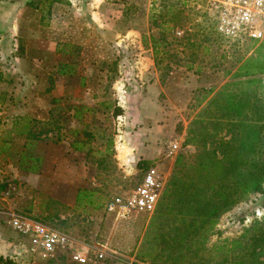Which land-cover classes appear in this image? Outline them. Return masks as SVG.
Instances as JSON below:
<instances>
[{
  "label": "rangeland",
  "instance_id": "rangeland-1",
  "mask_svg": "<svg viewBox=\"0 0 264 264\" xmlns=\"http://www.w3.org/2000/svg\"><path fill=\"white\" fill-rule=\"evenodd\" d=\"M257 99L264 106V40L221 38L208 0H0V181L8 185L0 196V257L78 264L67 254L49 262L18 256L9 226L17 215L68 234L89 251L88 264H194L195 255L221 264L226 239L241 234L238 220L253 204L184 233L189 245L181 251L175 239L185 224L176 218L178 196L169 195L175 182L205 179L203 165L223 159L213 151L230 140V118L215 129L229 112L218 108L239 100L252 119ZM199 120L202 141L184 146ZM143 128L158 133L151 161L128 146ZM33 143L43 158L35 174L20 168ZM151 165L166 182L156 212L132 221L109 214L107 202L130 195ZM257 216L245 225L264 210ZM96 242L109 244L105 260H94Z\"/></svg>",
  "mask_w": 264,
  "mask_h": 264
},
{
  "label": "trees",
  "instance_id": "trees-1",
  "mask_svg": "<svg viewBox=\"0 0 264 264\" xmlns=\"http://www.w3.org/2000/svg\"><path fill=\"white\" fill-rule=\"evenodd\" d=\"M152 47L156 65H158V41L155 36H152ZM219 104L218 101L213 102L210 107ZM231 104L229 102L228 105L218 108V111L224 109L229 112L227 115H223L224 117L218 118L215 123V129H217L224 125L226 116L230 118L228 121L230 140L220 139L218 141L220 142L218 143L220 152L216 149L213 151V155L224 154L223 159H214L203 165L205 179L187 175L186 181L173 184V187L177 189L169 196L170 199L178 196L176 218L181 219V223L185 224L183 227L185 230L180 238H178L179 233H176V247L182 251L189 245L184 233L187 235L193 229H199L200 225L217 219L222 213H228L235 206L253 204L254 208L245 209L246 214L238 220L237 226L241 234L230 243V239H226V256L221 264H264V216L255 219L250 225H245L250 217L258 218V210H264V106L261 104V100L257 99L253 107L254 117L249 119V114L245 112L246 104L239 100L233 101V105ZM122 113L123 111L119 108L115 115L119 116ZM202 125V121H195L185 139L184 146L197 145L202 141V134L198 131L199 126ZM248 127H254L255 132L251 133L253 135H245L248 132ZM28 135L31 136V133L28 132ZM218 135L219 132L216 130L213 138L217 139ZM36 138L39 137L35 134H32V138L30 137L35 140ZM76 148L82 149L81 147ZM35 149L34 143L33 145L29 144L26 147L27 151L23 152L21 156L20 168L26 173L41 172L43 158L36 154ZM198 182H201L202 185L199 186ZM217 186L218 191L215 195ZM7 187L6 183L0 181V196L7 190ZM210 189L213 191L212 194H208ZM187 204L195 206V209H191L192 206L187 211L185 208ZM197 226L198 228H196ZM181 251H177L180 256ZM196 256L194 264H208L205 257ZM0 264H6L5 258L0 257ZM8 264H12V261H9Z\"/></svg>",
  "mask_w": 264,
  "mask_h": 264
},
{
  "label": "built area",
  "instance_id": "built-area-1",
  "mask_svg": "<svg viewBox=\"0 0 264 264\" xmlns=\"http://www.w3.org/2000/svg\"><path fill=\"white\" fill-rule=\"evenodd\" d=\"M208 1L210 16L221 38L243 43L264 40V0ZM171 148L175 151L178 145ZM165 184L160 171L151 165L136 189L128 196L108 201L106 210L125 221L154 214ZM9 226L15 233L10 248L20 251L18 256L24 255L29 261L49 262L62 254L69 255L78 264L92 261L89 251H79L74 239L50 226L17 215L9 220ZM91 250L97 262L105 260L111 252L108 243L99 242Z\"/></svg>",
  "mask_w": 264,
  "mask_h": 264
},
{
  "label": "crops",
  "instance_id": "crops-1",
  "mask_svg": "<svg viewBox=\"0 0 264 264\" xmlns=\"http://www.w3.org/2000/svg\"><path fill=\"white\" fill-rule=\"evenodd\" d=\"M158 139V133L153 128H143L138 135L133 137V144L129 143L136 158L139 160L151 161L158 157L159 151L155 142ZM132 140V139H131ZM130 147V146H129Z\"/></svg>",
  "mask_w": 264,
  "mask_h": 264
}]
</instances>
